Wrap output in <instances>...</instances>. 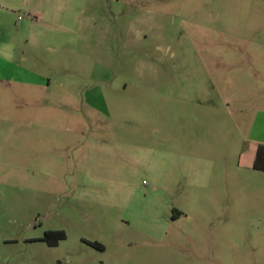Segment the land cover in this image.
Listing matches in <instances>:
<instances>
[{
	"label": "rangeland",
	"instance_id": "1",
	"mask_svg": "<svg viewBox=\"0 0 264 264\" xmlns=\"http://www.w3.org/2000/svg\"><path fill=\"white\" fill-rule=\"evenodd\" d=\"M64 5L0 25V264H264V0Z\"/></svg>",
	"mask_w": 264,
	"mask_h": 264
},
{
	"label": "crops",
	"instance_id": "2",
	"mask_svg": "<svg viewBox=\"0 0 264 264\" xmlns=\"http://www.w3.org/2000/svg\"><path fill=\"white\" fill-rule=\"evenodd\" d=\"M14 1L15 0H0V25H7L9 15L15 17V15L11 14L10 10H14L15 8H17L19 12H23L24 14L32 17L30 19H27L25 24L23 23L24 20L22 21V23H18L15 21L17 23L16 25L19 28L25 25L31 28L33 25H35V23L38 22L39 23L45 22L47 26L48 25L50 26L49 29L46 28L45 33H42L38 29H35L36 32H34V30L31 31L32 33L29 35V38L26 39V41L32 42V44L38 43L40 41L43 43L47 42V44L50 43L56 44L55 40L57 39L56 38L57 31L52 30L51 28L52 25L57 24L56 21L58 20V18H60V16L68 19L70 17L68 13L73 12V14L78 17L81 14V11L77 9L74 10L73 6L65 7L64 5L65 0H61L63 6H61L58 3L59 0H18V4H12L15 3ZM69 1L73 2V0H69ZM20 19L22 20V18ZM70 25L73 27L72 24ZM11 44L12 42L9 41L8 39L0 42V46L8 47ZM14 46H19V45L18 43H15ZM181 254L183 255L184 253ZM202 260L203 259L198 257L197 262H202Z\"/></svg>",
	"mask_w": 264,
	"mask_h": 264
},
{
	"label": "trees",
	"instance_id": "3",
	"mask_svg": "<svg viewBox=\"0 0 264 264\" xmlns=\"http://www.w3.org/2000/svg\"><path fill=\"white\" fill-rule=\"evenodd\" d=\"M240 163L250 169L264 171V144L249 143L247 148L240 153ZM65 235L62 229H48L45 230L42 239L46 240L51 245H55L59 240L65 238ZM85 241L95 248H104L103 244L100 242Z\"/></svg>",
	"mask_w": 264,
	"mask_h": 264
},
{
	"label": "built area",
	"instance_id": "4",
	"mask_svg": "<svg viewBox=\"0 0 264 264\" xmlns=\"http://www.w3.org/2000/svg\"><path fill=\"white\" fill-rule=\"evenodd\" d=\"M18 18H20V16H18Z\"/></svg>",
	"mask_w": 264,
	"mask_h": 264
}]
</instances>
